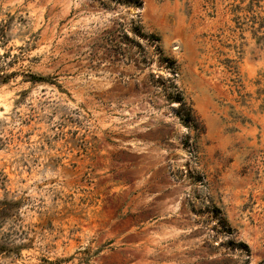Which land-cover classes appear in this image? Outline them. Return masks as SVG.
Listing matches in <instances>:
<instances>
[{
  "label": "rangeland",
  "instance_id": "1",
  "mask_svg": "<svg viewBox=\"0 0 264 264\" xmlns=\"http://www.w3.org/2000/svg\"><path fill=\"white\" fill-rule=\"evenodd\" d=\"M261 26L264 0H0V264H264Z\"/></svg>",
  "mask_w": 264,
  "mask_h": 264
},
{
  "label": "trees",
  "instance_id": "2",
  "mask_svg": "<svg viewBox=\"0 0 264 264\" xmlns=\"http://www.w3.org/2000/svg\"><path fill=\"white\" fill-rule=\"evenodd\" d=\"M261 28L264 29V26H261ZM16 75V73H12L10 75L7 74H2L1 70H0V83H7L11 78H13ZM27 78H29L30 82H47V78L43 77V76H36L33 74H29L27 76ZM3 206H6L3 208L2 211H0V215L2 216L4 214V216H6L10 211V207L7 204H3ZM11 251V248L7 245H5L4 243H0V256L7 254Z\"/></svg>",
  "mask_w": 264,
  "mask_h": 264
}]
</instances>
